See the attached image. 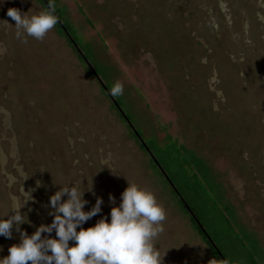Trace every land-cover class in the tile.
Returning <instances> with one entry per match:
<instances>
[{"label":"rangeland","instance_id":"1","mask_svg":"<svg viewBox=\"0 0 264 264\" xmlns=\"http://www.w3.org/2000/svg\"><path fill=\"white\" fill-rule=\"evenodd\" d=\"M41 1L0 4V218L28 194L31 235L74 183L85 211L103 200L87 228L136 184L165 213L161 264H219L112 98L232 264H264V0H48L79 49L56 25L17 38L7 9ZM116 82L110 98L101 84ZM18 242L0 237V257Z\"/></svg>","mask_w":264,"mask_h":264},{"label":"clouds","instance_id":"2","mask_svg":"<svg viewBox=\"0 0 264 264\" xmlns=\"http://www.w3.org/2000/svg\"><path fill=\"white\" fill-rule=\"evenodd\" d=\"M3 2L0 0V4ZM6 15L14 21L16 36L22 42L23 37L43 39L58 22L52 5L32 16L21 14L17 8H8ZM122 93L119 82L109 89L113 97ZM84 192L78 191L74 183L55 191L47 205L51 222L41 224L31 235L20 227L27 222L20 209L30 197H24L22 206L13 198L11 215L0 218V237L11 239L15 230L19 242L0 257V264H161L153 239L161 231L159 224L165 213L150 191L127 183L119 204L109 194V213L87 228L84 223L101 212L103 200L97 197L85 211L88 201L83 198Z\"/></svg>","mask_w":264,"mask_h":264},{"label":"trees","instance_id":"3","mask_svg":"<svg viewBox=\"0 0 264 264\" xmlns=\"http://www.w3.org/2000/svg\"><path fill=\"white\" fill-rule=\"evenodd\" d=\"M45 3L43 1H41L43 3V5L46 7V5H50L48 0H44ZM47 9V7H46ZM55 12V11H54ZM55 15L57 17V21L58 23L56 24L57 28H59L63 33H66V37L68 39V41L70 42V44L72 45V42L74 43V48L75 49H79L77 46H76V43L74 42V39L71 38L69 35H68V30L67 28L63 25V23L60 21L59 19V16L58 14L55 12ZM77 47V48H76ZM81 57L84 58V56L80 53H78ZM85 59V58H84ZM86 61V60H85ZM96 74V72H95ZM104 88L107 90V93H109V88L104 86ZM105 92V91H104ZM106 93V92H105ZM106 93V94H107ZM108 95V94H107ZM113 101L115 102V105L113 104L114 108L117 110L119 116L122 118L121 116V113L125 115V117L127 118V120L129 121V118L126 116V114L123 112L122 108H121V105L119 102H117L116 100L113 99ZM121 112V113H120ZM123 119V118H122ZM124 120V119H123ZM125 121V120H124ZM126 123V121H125ZM130 128V127H129ZM134 129V128H133ZM135 130V129H134ZM131 132L133 133V131L131 130ZM136 134L135 135L133 133V135L135 136V138L138 140L139 142V146L143 148V144L145 145V147L147 148V150L149 151V153H151L152 157H150V161L153 163V165L155 166V168L157 169V171L159 172V174L163 177L164 181L166 182V184L170 187L172 193L174 194V196L176 197V199L178 200V203L179 205L181 206V208L184 209L185 213L187 216H189V220H190V223L194 226L195 230L197 231L198 235L201 237V239L205 242V244L208 246L211 254L214 256V258L218 261L219 264H224V262L222 261L225 260L227 262V264H232V262L230 261V258L228 257V254L225 253V251H223V249L219 246L218 244V240H217V237L215 239L214 237V233L210 232L206 225H205V222L204 220L194 211V209L190 206V204L187 202V200L184 198V196L180 193L178 187H176V185L174 184L173 180L167 175L166 173V170L163 166V164L157 160V158L154 156V154L151 152L149 146L147 145V143L142 139L141 135L135 130ZM145 150V149H144ZM147 150H145L147 152ZM148 153V152H147ZM149 155V154H148ZM150 156V155H149ZM193 158H190V160L192 161ZM154 160H155V163H154ZM198 162V161H197ZM194 163L197 167H200V164L199 163ZM160 167V169L158 168V166ZM201 171V170H199ZM165 175V176H163ZM167 178V179H166ZM186 207H188L189 211L192 212V215L189 214L188 210L186 209ZM197 220V222L199 223V225L202 227L203 230H201V228L196 224L194 218ZM208 237L209 240L206 238ZM219 237H221L219 235ZM237 238V237H236ZM211 241V243H210ZM237 241L241 243V240L239 238H237ZM219 252L220 255H218L217 253Z\"/></svg>","mask_w":264,"mask_h":264},{"label":"water","instance_id":"4","mask_svg":"<svg viewBox=\"0 0 264 264\" xmlns=\"http://www.w3.org/2000/svg\"><path fill=\"white\" fill-rule=\"evenodd\" d=\"M44 3H45V1L44 0H42ZM46 4V3H45ZM46 7H47V9H48V5H46ZM58 23V22H57ZM59 24V23H58ZM72 45H74V43L72 42ZM83 58V57H82ZM83 60L85 61V59L83 58ZM85 63H86V61H85ZM86 65L89 67V65L86 63ZM89 69H90V71H91V73H92V75L93 76H95V78L96 79H98L97 78V75L95 74V72L93 71V69L91 68V67H89ZM99 80V79H98ZM101 87H102V89L107 93V90L104 88V86L101 84ZM108 94V96L111 98V95L109 94V93H107ZM111 100H112V103L115 105V102L113 101V99L111 98ZM121 113V112H120ZM121 116H122V118L126 121V124L130 127V129L133 131V133L135 134V135H137L136 134V132H135V130L133 129V127L131 126V124H130V122L127 120V118L125 117V115L124 114H122L121 113ZM143 144V148L145 149V150H147V148L145 147V145H144V143H142ZM147 152H148V154L150 155V157H152V155H151V153H149V151L147 150ZM154 163H155V160H154ZM158 166V165H157ZM158 168L160 169V167L158 166ZM165 176V175H164ZM167 179V178H166ZM186 209L188 210V212H189V214H191V216H193L192 215V212L191 211H189V209H188V207H186ZM194 218V217H193ZM194 220H195V222H196V224L201 228V230H203L202 229V227L199 225V223L197 222V220L194 218ZM208 240H209V238L208 237H206ZM210 243H211V241H210ZM212 244V243H211ZM218 255H220L219 254V252L217 253ZM222 261L224 262V264H227V262L225 261V260H223L222 259Z\"/></svg>","mask_w":264,"mask_h":264}]
</instances>
